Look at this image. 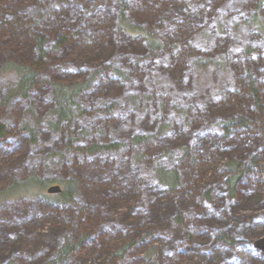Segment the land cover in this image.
I'll return each instance as SVG.
<instances>
[{"label": "trees", "instance_id": "1", "mask_svg": "<svg viewBox=\"0 0 264 264\" xmlns=\"http://www.w3.org/2000/svg\"><path fill=\"white\" fill-rule=\"evenodd\" d=\"M55 1L64 8L47 26L41 7L44 2ZM24 3L35 7L36 15L31 20L22 12ZM219 6H226L230 12L239 11L227 0H0V61L9 58L20 62L18 65L9 61L2 67L17 73L19 80L13 87L4 88L0 112L15 98L37 100L44 89L52 102L50 120L46 122L36 118L19 132L0 124V142L6 156L15 154L18 134L22 132L30 143H36L40 127L55 133L64 131L66 147L71 152L97 154L96 161L86 167L92 180L84 192L87 207L78 205L75 212L55 211L48 217L37 210L0 215V264L11 259L19 264H118L119 260L143 264L140 250L149 245L153 246L145 258L150 259V264H264L262 254L251 247L255 230L264 231V45L257 60L248 58L239 67L240 92L228 93L224 102L199 108L197 114L184 112L181 116L180 124L186 128L181 140L189 139L190 146L178 162L189 158L177 167L154 162V181L167 191L162 201H150L148 207H143L140 196L134 197L130 190L135 178L122 164L103 158L108 152L120 150L123 142L89 144L86 133L73 130L74 122L87 114L85 97L92 93L97 77H103L107 70L104 58L108 50L123 55L127 46L140 43L147 54L142 63L155 57L154 66L163 63L164 72L175 76L174 67L191 59V49L196 50L191 42L193 33L185 30L189 26L206 27L219 17ZM85 7H90V13L83 17ZM113 14L119 35L134 45L119 44L121 38L116 44L109 42ZM246 20L264 44V0H255ZM184 47L189 53L177 61ZM251 52L248 47L247 53ZM59 62H71L67 73L72 74L94 62L99 67L84 80H50ZM111 67L116 77H124L121 69ZM114 106L112 102L101 111L108 113ZM220 116L221 120L207 123ZM169 128V123H161L153 137L164 135ZM149 139L148 135L138 134L130 143L138 146ZM169 141L173 142V138ZM174 150L166 148L161 157H170ZM142 158L136 155L133 161L139 163ZM49 184L61 188L55 201L47 199L50 195L32 197L22 193L33 186L44 188ZM141 190L145 193L147 187L142 186ZM77 193L79 184L74 177H26L14 179L0 190V205L21 198H42L47 207L65 205L75 202ZM128 197L135 199L138 206L125 211L122 204L129 206ZM188 203V211L201 212L198 217L194 213L191 218L186 217ZM109 214L120 218L122 230L104 228L102 220ZM46 225L48 243L42 240ZM221 248L230 258L223 256L220 261L214 257Z\"/></svg>", "mask_w": 264, "mask_h": 264}, {"label": "rangeland", "instance_id": "2", "mask_svg": "<svg viewBox=\"0 0 264 264\" xmlns=\"http://www.w3.org/2000/svg\"><path fill=\"white\" fill-rule=\"evenodd\" d=\"M227 2L236 5L239 11L234 13L225 9L226 6H219V17L208 22L206 27L193 29L194 27L189 26L185 30L193 33L191 42L194 43L196 50L191 49L193 54L191 59L189 58V60L183 61L181 65L174 67L172 74L175 76L164 72L165 65L163 63L159 62V65L154 66L155 57L147 60L146 64H144L145 62L142 63L141 59L146 58V51L140 43L136 44L119 35L120 32L118 33L115 27L116 14L112 15L114 19L111 20L112 29L108 34L109 42L116 44L117 38H121L118 41L119 44L125 45L126 43L127 46L128 43H133V45L135 43V45L134 47L127 46L123 55L114 53L112 49L108 50L107 56L104 58V66L107 70L104 72L103 77H97L98 79L92 87V93L85 97L87 114L74 122L73 130L77 133H86V143L89 144L117 140L124 143L120 150L108 152L103 155V158L114 160L118 165L122 164L130 177L135 178V183L133 182L134 184L131 185L133 187L130 190L134 197L140 196L139 202L145 208L151 202L162 201L165 193H167L164 188H160L154 181L152 175L154 162L160 161L168 166L177 167L189 158L186 156L184 160L178 162L185 148L190 146L189 139H186L187 141L181 140V133L186 130L185 125L180 124L183 113L197 114L199 108L206 109L210 104L218 105L224 102L228 93L240 92L239 79L241 76L238 74L239 67L248 58L257 60L259 50L264 45L255 37L254 30L248 26L246 20L255 0H227ZM187 7L189 6L187 5ZM62 8L64 6L60 1L44 2L42 4L41 10L43 13H41V16L44 17L47 26H51V23L55 22L54 20L59 17L57 15ZM22 12L28 16L29 20L36 15L35 7L25 3L22 4ZM82 12L83 17L88 16L90 7H85ZM43 14L46 16H43ZM248 47L253 52L247 53ZM187 53L189 51L185 47L184 49L181 48L177 61L182 56L184 59V55H187ZM200 60L207 62L201 64L199 63ZM9 61L20 64V62L9 58L0 61V98L4 88L13 87L19 80L17 73L14 71L2 70V67ZM64 63L65 66H63ZM64 63H58L54 77H49L50 80H67V82L84 80L93 72L94 68L99 67L94 62L80 72L72 74L67 73V68L72 63ZM109 66L121 69L124 77H116L113 74L112 67L109 68ZM37 98V100L34 98L26 100L15 98L5 104L2 112H0V124L15 128L19 132L24 124L33 122L36 118L43 122L50 120L49 111L52 108V102L50 96H48V90L44 89L43 94L37 96ZM112 102L115 106L110 112L101 111L104 106L110 105ZM117 117L118 121L116 122ZM222 118V116L213 117V120H208L207 123H214ZM164 122L170 124L169 130L164 135L154 138L153 135H156L158 127ZM214 129L219 132L217 127ZM64 134V131L55 133L45 127H40L37 142L33 144L22 132L18 134L20 139L19 148L14 151L15 154L8 156H6L7 151L2 149L4 144L0 142V167L2 169L0 171V190L14 179L23 180L26 177H37L43 180L74 177L79 184V193H77V198L74 199L75 202L65 205L54 204L47 207V203L42 201V198L32 201L21 198L14 200L12 203H2L0 205V215L11 214V212L18 210L26 212L37 210L45 213L48 217L55 211H74L78 205L86 206L84 192L91 185L90 181H92L86 174V167L89 163L96 161L97 154L86 155L81 152L69 151V148L66 147L67 141ZM138 134L148 135L151 139L141 145L134 146L130 143V140ZM171 138H173V142L169 141ZM166 148L175 149V152L170 157H161ZM55 153H58V155ZM136 155L143 157L141 162L137 163L135 161V163L133 161ZM127 181L131 183L130 179ZM50 185L54 184L46 185L44 188L33 186L26 191H22V193H27L28 196L32 197L50 195L46 198L55 201V194L46 193V189ZM142 186L147 187L145 193L141 190ZM261 193L264 196V191H261ZM130 197L127 198L129 206L122 204L125 211L130 209L131 206H138L136 200ZM188 205L189 203L186 204V217L191 218L193 213L198 217L201 212L199 210L197 212L188 211ZM109 215L107 219L102 220L104 228L108 231L122 230L123 223L120 218L114 217L113 214ZM44 227L45 238L42 240L44 243H48L49 230L47 229L49 226ZM263 236V230H255L251 241L253 249H255L254 242ZM49 246L54 248L53 245ZM152 246L149 245L147 248L141 249L140 255L139 253L135 255V260L139 258V255V260L143 264H150V259L145 258V255ZM221 249V251L216 252L214 257L216 256L219 260L223 256L226 259L230 258V255L225 253L223 248ZM45 256L46 254H43V257ZM262 257L264 259L263 254ZM119 261L118 264H125L123 261ZM7 262V264H19L15 259ZM126 262L129 264V261L126 260ZM39 264H42V262Z\"/></svg>", "mask_w": 264, "mask_h": 264}, {"label": "water", "instance_id": "3", "mask_svg": "<svg viewBox=\"0 0 264 264\" xmlns=\"http://www.w3.org/2000/svg\"><path fill=\"white\" fill-rule=\"evenodd\" d=\"M46 191L48 194H59L61 192V188L59 185H51L46 189ZM254 247L264 256V236L254 242Z\"/></svg>", "mask_w": 264, "mask_h": 264}]
</instances>
